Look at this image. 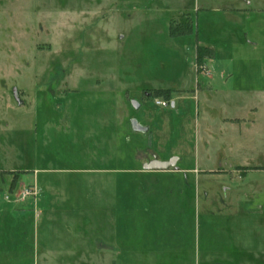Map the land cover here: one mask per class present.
Here are the masks:
<instances>
[{"label": "rangeland", "instance_id": "374dc122", "mask_svg": "<svg viewBox=\"0 0 264 264\" xmlns=\"http://www.w3.org/2000/svg\"><path fill=\"white\" fill-rule=\"evenodd\" d=\"M221 3L0 0V211L14 213V220L0 213V223L24 222L27 231L20 238L14 227L5 230L21 244L4 247L0 264H74L62 257L80 241L68 239L73 232L47 240L50 231L33 228L39 214L26 208L42 196L34 179L57 193L53 223L104 229L83 231L85 255L99 246L100 264L113 256V264H168L175 240L201 250L230 239L243 248L257 243L254 224L264 227V21L212 10ZM189 25L191 32L170 35ZM196 40L216 50L210 73L218 92L172 98L175 90L161 87L194 85V69L208 75L204 61H194ZM158 89L169 97L155 95ZM233 116L241 119L225 124ZM133 120L149 130L133 131ZM154 157L174 166L144 170ZM29 186L37 195L22 198ZM43 244L55 251L46 259Z\"/></svg>", "mask_w": 264, "mask_h": 264}, {"label": "crops", "instance_id": "0c3cea01", "mask_svg": "<svg viewBox=\"0 0 264 264\" xmlns=\"http://www.w3.org/2000/svg\"><path fill=\"white\" fill-rule=\"evenodd\" d=\"M131 1V0H130ZM163 2V0H162ZM151 5V4H150ZM155 8L160 9V7H158V4L153 5ZM157 6V7H156ZM164 7V6H163ZM251 7V11L252 12H248V8ZM219 10L220 12H224L227 14H234V15H241L244 17L246 16H250L247 19H254V20H258L259 23L260 21L263 22L264 21V0H242L241 3H239V1L236 0H231L230 3H226L222 0V3L220 5H217V7H214L212 10ZM251 13V14H250ZM258 24V23H257ZM252 29V28H251ZM247 34H245L246 36ZM200 41L196 40V45L199 44ZM252 44H254L252 42ZM203 46H206L208 48H211L213 50V55L211 57H205L203 59L204 63L207 65L208 67V75L205 78L202 77V75L197 74L194 71V82L195 84L193 85L192 83L189 84L187 87H180V88H176V87H161V88H168V89H173L175 90V92L172 94V98L178 96L179 94H185V92H189L193 97H199V94H205L209 91H211V93H217V89L214 87V84L212 82V76L210 73V62H212L213 60L216 59V50L210 46L207 45V43L205 44H201ZM232 45V44H231ZM235 46V45H234ZM196 47V46H195ZM231 47V46H230ZM228 47V48H230ZM195 53V51H194ZM194 61H195V55H194ZM222 78H224V81L226 82L228 79L231 78V73L228 72H224L222 73ZM205 80L206 82V86L203 88H198L197 87V83ZM201 85H203L201 83ZM263 91V90H261ZM222 92V91H221ZM260 91L257 92H252L255 94H258ZM174 104V102H173ZM254 109H252L253 111V115H256V107H253ZM236 116L233 117H223V119L225 120V124H233L229 122V119L231 118H235ZM241 119V117H236ZM256 118V117H255ZM255 121V120H254ZM254 121L252 122V124L254 123ZM234 125V124H233ZM70 126V125H69ZM147 131L149 130V127H147ZM92 130V129H91ZM93 131H87L86 133H92ZM144 133V132H141ZM115 144L113 143V147H112V152H113V160L115 158ZM109 148V147H108ZM110 149V148H109ZM89 155V159L88 161H92L93 159V155H94V151ZM155 159H158V157H154ZM161 161H165L164 159H158ZM88 161H86V164L89 163ZM88 167H91L88 165H86ZM36 171V170H35ZM163 171V170H161ZM175 172H179V170H175ZM176 179V178H175ZM33 182H36V184L39 185L40 189H41V200H37L36 205H35V211L30 209V208H26L27 211L32 212V213H37L39 214L37 217V222H34V229H44V232L50 231L51 235L47 237V240L52 239L53 237V232H58V231H68V232H73L72 235L68 236L74 238L75 240L80 239V241L76 244H74L73 248H70L71 250L69 251H65V253H67L66 255L62 256L64 258H66L67 260H64L65 262H71L74 264H84L85 262H91L92 264H100V255H99V246L96 247V250L91 249V253L85 255V252L88 253V248L85 247V244L83 242V231L84 230H101L99 229V225H92L90 226V228H87L85 225L81 224V223H75V222H70V219L67 220L64 223L61 224H57V223H53V220L51 218V215L54 214V209H55V203L54 200L57 199V193L56 191H54V188L52 186H48V185H43L41 182L37 181L36 179H34ZM46 184V183H45ZM238 188V187H235ZM227 189V188H226ZM202 190H204V195L206 196V198L210 199L212 198L211 195H209V192L205 189L202 188ZM239 190V196L242 197L240 195V189ZM237 192V191H236ZM238 193V192H237ZM205 198V200H207ZM212 202V201H211ZM223 203V202H222ZM220 203V204H222ZM210 205V203H209ZM225 207V206H223ZM24 211V209H21ZM214 211L219 212V214H221V208L218 207L217 209H214ZM0 213H2V215H4V217L7 218L10 216V218L12 220L13 219V211H5L3 210L2 212L0 211ZM263 215H264V210L262 211ZM258 216V215H257ZM260 217V216H259ZM17 220H19V218H22L23 220L25 218L21 217V216H17L16 217ZM15 218V219H16ZM6 220V219H4ZM5 222V221H4ZM20 223V224H19ZM24 222H16L13 221L11 223H0V230H2L3 234V238L0 241V254L4 252L3 248L8 246V245H19L21 244L20 240H15V239H8L7 236H5L4 232L7 228H11L14 230L15 228V232L16 235L15 237H20L22 238L23 236H25L26 233H24L26 230L24 228V224H22ZM255 225V236H257V238L259 237V240L257 241V243L253 246V247H247V248H243L242 245H238L236 242H234L233 240L231 241L228 240L226 242H223L222 245H217L216 248H212V247H204L199 248L195 246V242H192V244H188V246L183 243V242H177L172 241V245H171V249L168 250L167 252V263L168 264H264V227L262 225H260L259 223L254 224ZM14 227V228H13ZM104 230V229H102ZM27 232V231H26ZM57 236V235H55ZM62 240H65L64 235H60L59 236ZM23 242V240H22ZM50 242V241H49ZM45 243V242H44ZM44 246L42 247V251H43V255L46 259V256H50L52 255L55 251L54 249L50 248L49 245L43 244ZM46 245V246H45ZM164 245V242H160L159 244V249H163L166 248ZM166 245V244H165ZM164 251L160 252L161 254H163ZM85 256H87V258L85 259ZM115 258L116 256H113L112 258L108 257L109 260H107V262L109 263H114L115 262ZM105 259H103L104 261Z\"/></svg>", "mask_w": 264, "mask_h": 264}, {"label": "trees", "instance_id": "16d2710c", "mask_svg": "<svg viewBox=\"0 0 264 264\" xmlns=\"http://www.w3.org/2000/svg\"><path fill=\"white\" fill-rule=\"evenodd\" d=\"M191 31H192V28L189 25L183 31L176 32L175 34L171 32L170 35H173V36L176 35V36H178V35H182V34H185V33L191 32ZM212 55H213V50L211 48H208L206 46L199 45V44L196 45V47H195V61H196V64L197 65H200L202 63V60L205 57H211ZM170 92L171 91L168 90V89H158V90L155 91V95H157V96H163V97H169Z\"/></svg>", "mask_w": 264, "mask_h": 264}, {"label": "water", "instance_id": "95a60500", "mask_svg": "<svg viewBox=\"0 0 264 264\" xmlns=\"http://www.w3.org/2000/svg\"><path fill=\"white\" fill-rule=\"evenodd\" d=\"M133 106L135 108H137L139 105L136 102H132ZM173 106V102L171 104ZM132 129L135 132H146L147 131V127L145 126H141L140 124H138L136 121H132ZM174 166V162L173 160H165V161H161L158 159L153 158L152 160L146 162L143 164V169L144 170H166L169 167Z\"/></svg>", "mask_w": 264, "mask_h": 264}, {"label": "built area", "instance_id": "2783aa9c", "mask_svg": "<svg viewBox=\"0 0 264 264\" xmlns=\"http://www.w3.org/2000/svg\"><path fill=\"white\" fill-rule=\"evenodd\" d=\"M156 104L166 106L167 102L158 100V101H156ZM37 193H38V190H37L36 186L35 187L29 186V187H25L21 190V197L24 198L26 196H36Z\"/></svg>", "mask_w": 264, "mask_h": 264}]
</instances>
